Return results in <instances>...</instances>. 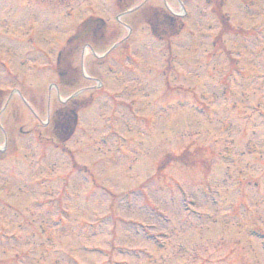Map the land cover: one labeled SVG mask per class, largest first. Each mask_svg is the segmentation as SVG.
I'll return each mask as SVG.
<instances>
[{"label": "rangeland", "instance_id": "obj_1", "mask_svg": "<svg viewBox=\"0 0 264 264\" xmlns=\"http://www.w3.org/2000/svg\"><path fill=\"white\" fill-rule=\"evenodd\" d=\"M114 1L0 0V264H264V0ZM154 8L183 32L153 39ZM90 17L109 44L69 89L57 53Z\"/></svg>", "mask_w": 264, "mask_h": 264}, {"label": "trees", "instance_id": "obj_2", "mask_svg": "<svg viewBox=\"0 0 264 264\" xmlns=\"http://www.w3.org/2000/svg\"><path fill=\"white\" fill-rule=\"evenodd\" d=\"M149 20L150 24L154 22V34H156L159 38H161L162 35L158 33L160 32L158 30H161L160 28L164 24L168 25V29L171 31L170 34H167V37L175 36L181 29L179 22L176 19H172L168 17L167 14H163L162 12H159L157 10L154 11L153 15ZM92 33L95 34V37H97V34H100L99 37L101 39L105 37L104 23L96 19L86 21L85 24L81 27V29L77 32L76 36L67 42V47L65 48V50L60 53L61 55L58 59V69L61 74L63 83L68 84V76L71 74L69 73L68 69L72 68V58L74 57L75 51L82 44L81 42H86V40L90 38ZM99 44L103 45V42L100 41ZM84 105L85 103H83L81 106ZM74 117L75 116L72 110L55 114L52 124L54 126L53 133L58 142L62 143L64 140L66 141L73 133L75 124Z\"/></svg>", "mask_w": 264, "mask_h": 264}]
</instances>
